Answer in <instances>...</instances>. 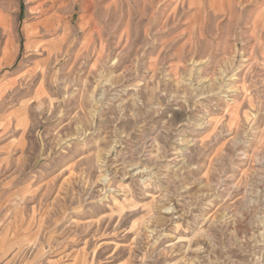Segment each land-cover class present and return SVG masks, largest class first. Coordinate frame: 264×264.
Here are the masks:
<instances>
[{
	"label": "rangeland",
	"instance_id": "374dc122",
	"mask_svg": "<svg viewBox=\"0 0 264 264\" xmlns=\"http://www.w3.org/2000/svg\"><path fill=\"white\" fill-rule=\"evenodd\" d=\"M0 264H264V0H0Z\"/></svg>",
	"mask_w": 264,
	"mask_h": 264
}]
</instances>
